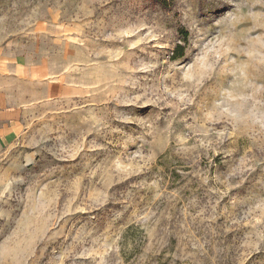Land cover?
<instances>
[{
	"label": "rangeland",
	"instance_id": "rangeland-1",
	"mask_svg": "<svg viewBox=\"0 0 264 264\" xmlns=\"http://www.w3.org/2000/svg\"><path fill=\"white\" fill-rule=\"evenodd\" d=\"M0 264H264V0H0Z\"/></svg>",
	"mask_w": 264,
	"mask_h": 264
},
{
	"label": "trees",
	"instance_id": "trees-1",
	"mask_svg": "<svg viewBox=\"0 0 264 264\" xmlns=\"http://www.w3.org/2000/svg\"><path fill=\"white\" fill-rule=\"evenodd\" d=\"M181 56H182V54H179V55H178V57H181Z\"/></svg>",
	"mask_w": 264,
	"mask_h": 264
}]
</instances>
